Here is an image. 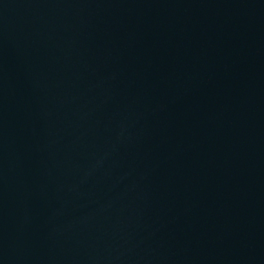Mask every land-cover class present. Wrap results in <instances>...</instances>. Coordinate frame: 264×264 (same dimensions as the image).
<instances>
[{"label": "water", "instance_id": "95a60500", "mask_svg": "<svg viewBox=\"0 0 264 264\" xmlns=\"http://www.w3.org/2000/svg\"><path fill=\"white\" fill-rule=\"evenodd\" d=\"M0 264H264V0H0Z\"/></svg>", "mask_w": 264, "mask_h": 264}]
</instances>
